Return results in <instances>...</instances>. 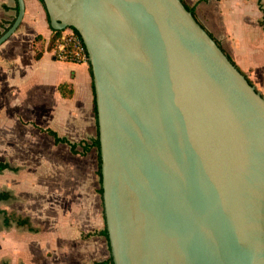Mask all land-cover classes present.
I'll list each match as a JSON object with an SVG mask.
<instances>
[{
	"label": "water",
	"instance_id": "1",
	"mask_svg": "<svg viewBox=\"0 0 264 264\" xmlns=\"http://www.w3.org/2000/svg\"><path fill=\"white\" fill-rule=\"evenodd\" d=\"M42 2L88 56L112 264H264V99L182 2Z\"/></svg>",
	"mask_w": 264,
	"mask_h": 264
},
{
	"label": "crops",
	"instance_id": "2",
	"mask_svg": "<svg viewBox=\"0 0 264 264\" xmlns=\"http://www.w3.org/2000/svg\"><path fill=\"white\" fill-rule=\"evenodd\" d=\"M23 1L19 28L0 46V163L17 170L0 174V192L11 196L0 212L29 219L30 228L6 227L0 214V264L107 262L89 65L54 59L44 9ZM182 1L264 99V0ZM16 16V1L0 0V37ZM84 146L90 149L82 156Z\"/></svg>",
	"mask_w": 264,
	"mask_h": 264
},
{
	"label": "trees",
	"instance_id": "3",
	"mask_svg": "<svg viewBox=\"0 0 264 264\" xmlns=\"http://www.w3.org/2000/svg\"><path fill=\"white\" fill-rule=\"evenodd\" d=\"M39 3L41 4L42 8L44 9V5H43V2L42 0H38ZM182 2V4L184 5L185 9L192 14V16L194 17L195 19V14H194V11L193 9H189L187 6H185V4L183 3L182 0H180ZM17 11H18V8H17ZM45 11V9H44ZM46 13V12H45ZM47 16V15H46ZM15 21V20H14ZM47 21H48V17H47ZM13 24V23H12ZM48 24H49V21H48ZM12 26V25H11ZM10 26V27H11ZM8 30V29H7ZM6 30V31H7ZM71 30V29H70ZM5 31V32H6ZM74 35L76 37L79 38L78 34L74 31V30H71ZM4 32V33H5ZM3 35V34H2ZM60 35V32H53L52 31V36H51V39L49 41V46H53L55 40L59 37ZM39 40V39H37ZM230 61V60H229ZM231 62V61H230ZM232 63V62H231ZM233 64V63H232ZM89 65V64H88ZM89 70H90V75H91V69H90V66H89ZM92 77V76H91ZM249 83V82H248ZM250 84V83H249ZM94 91V90H93ZM94 113H95V116H96V107H95V100H94ZM97 121V120H96ZM46 133L53 137L54 138V141H55V144H68L67 141H65V139H59L57 137V135L51 131H46ZM69 147H70V151L72 154L74 155H77L79 154L77 151H76V148H77V145H71V144H68ZM91 148L95 149L96 150V153H97V176H98V181H99V191H98V194L100 195V197L102 196V188H101V173H100V166H101V162H100V145H99V140H98V129H97V137L96 139L92 142L91 144ZM89 149L90 147H87V146H84V149L81 153L82 156L86 155L88 152H89ZM6 170H9V171H13V172H16L17 170L15 169H12L8 164H1L0 163V174ZM11 199V196L9 193H6V192H0V202H5V201H8ZM0 214H4L5 216V226L6 227H10V225L13 223V224H16V226L18 228H30V224H29V219H21V218H18L16 217L14 214H10L9 216L7 215V213L5 212H0ZM101 236L105 238L108 246H109V243H108V235H107V231H106V227L104 228L103 232L101 233ZM100 264H112V259L110 257V259L107 261V262H103V263H100Z\"/></svg>",
	"mask_w": 264,
	"mask_h": 264
},
{
	"label": "built area",
	"instance_id": "4",
	"mask_svg": "<svg viewBox=\"0 0 264 264\" xmlns=\"http://www.w3.org/2000/svg\"><path fill=\"white\" fill-rule=\"evenodd\" d=\"M49 51L58 61L88 64V56L82 41L70 29L60 32Z\"/></svg>",
	"mask_w": 264,
	"mask_h": 264
},
{
	"label": "rangeland",
	"instance_id": "5",
	"mask_svg": "<svg viewBox=\"0 0 264 264\" xmlns=\"http://www.w3.org/2000/svg\"><path fill=\"white\" fill-rule=\"evenodd\" d=\"M53 46H49L48 45V50H51V48H52ZM50 52V51H49ZM96 187H97V191L99 190V188H100V186H99V181H98V177L96 178ZM97 196H99V195H97ZM34 197H35V195H34ZM35 200V199H34Z\"/></svg>",
	"mask_w": 264,
	"mask_h": 264
}]
</instances>
